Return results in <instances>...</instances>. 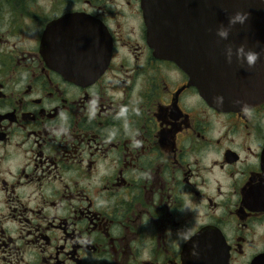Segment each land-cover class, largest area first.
I'll return each mask as SVG.
<instances>
[{
	"label": "flooded vegetation",
	"instance_id": "obj_1",
	"mask_svg": "<svg viewBox=\"0 0 264 264\" xmlns=\"http://www.w3.org/2000/svg\"><path fill=\"white\" fill-rule=\"evenodd\" d=\"M0 264H264V101L203 97L142 0H0Z\"/></svg>",
	"mask_w": 264,
	"mask_h": 264
},
{
	"label": "water",
	"instance_id": "obj_2",
	"mask_svg": "<svg viewBox=\"0 0 264 264\" xmlns=\"http://www.w3.org/2000/svg\"><path fill=\"white\" fill-rule=\"evenodd\" d=\"M142 8L155 54L174 60L203 97L222 96L223 106L264 101V0H142ZM237 11L248 14L246 21L220 39L216 29ZM240 45L260 53L254 67L235 55L227 62L226 46Z\"/></svg>",
	"mask_w": 264,
	"mask_h": 264
},
{
	"label": "clouds",
	"instance_id": "obj_3",
	"mask_svg": "<svg viewBox=\"0 0 264 264\" xmlns=\"http://www.w3.org/2000/svg\"><path fill=\"white\" fill-rule=\"evenodd\" d=\"M247 16H248L247 13L241 12V11H237L234 14L230 15L228 18V24L222 25L219 28H217L216 35L222 40H227L229 38L232 28L237 24L243 25L247 19ZM234 55H235L236 60L242 66L246 63L249 68L254 67L257 60L260 57L259 52L253 51L251 49L245 50L244 45H240L239 47L235 49V51L233 50L231 46H226L225 58L229 64L232 63ZM215 99L217 103H220V104L223 103L222 96H218Z\"/></svg>",
	"mask_w": 264,
	"mask_h": 264
}]
</instances>
